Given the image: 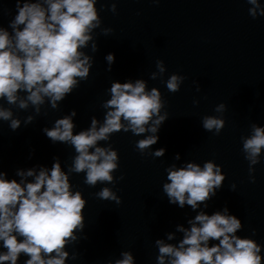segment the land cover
Here are the masks:
<instances>
[{
	"label": "clouds",
	"instance_id": "clouds-1",
	"mask_svg": "<svg viewBox=\"0 0 264 264\" xmlns=\"http://www.w3.org/2000/svg\"><path fill=\"white\" fill-rule=\"evenodd\" d=\"M158 3L159 0H153ZM97 0H16V15L8 27L0 26V121L8 122L12 131L21 127L22 121L14 115L12 107L28 110L23 124L33 123L47 103L58 109L68 95L86 81L94 64V58L83 49L98 50L94 30L101 28V17L96 8ZM252 5L249 15L255 19L264 16V7L258 0H247ZM116 13V3L109 9ZM10 29V31H9ZM113 29L103 28V35ZM105 60L107 71L115 62L109 53ZM156 72L149 79L162 78L166 72L163 60L156 61ZM186 77L172 74L166 83L169 92L180 91ZM110 99L102 103L105 114L103 122L95 116L87 129L75 132L73 118L75 109L54 121L51 128L42 129L53 143L70 145L75 150L72 163L65 171L58 157L49 169L38 165L27 170L18 169L17 179H9L0 171V264H18L21 255L28 257L24 264H66L70 253L69 244L78 241V232L85 227L84 209L87 201L81 191H73L71 173H84V183L89 187L100 184H115L113 173L119 168V154L108 142L117 132H131L144 136L136 142V148L144 154L155 145L163 123L168 119L165 101L160 90L147 87L144 79L134 82L113 81ZM197 91L200 86L197 84ZM199 101H194L198 104ZM224 103L214 111L223 113ZM46 114V113H45ZM202 127L207 132L219 135L225 120L215 115H205ZM251 135L241 137L242 151L249 164L251 182L255 183L254 166L260 163L264 151V126L251 124ZM166 149H156L154 157H163ZM175 160L180 159L177 153ZM167 181L162 186L170 204L196 211L210 201L226 179L220 165L205 161L203 166L187 162L181 167L172 164L165 169ZM124 177L120 176L119 180ZM235 184L230 190H235ZM101 200L122 199L110 187L95 193ZM190 227L177 225L176 231L183 233L177 243L163 239L155 240L158 248L157 264H264L262 245L256 240L241 237L237 233L243 225L239 218L229 213L225 206L221 211L207 214L199 211L188 220ZM175 239L174 233L167 234V241ZM211 241L218 243L210 244ZM121 258L107 264H135L131 251H122ZM77 256L73 254L71 259Z\"/></svg>",
	"mask_w": 264,
	"mask_h": 264
}]
</instances>
